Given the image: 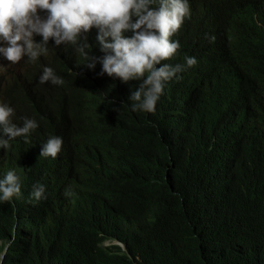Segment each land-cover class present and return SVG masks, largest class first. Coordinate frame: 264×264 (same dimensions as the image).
<instances>
[{"label":"clouds","instance_id":"1","mask_svg":"<svg viewBox=\"0 0 264 264\" xmlns=\"http://www.w3.org/2000/svg\"><path fill=\"white\" fill-rule=\"evenodd\" d=\"M251 0H0V203L14 205L23 195L26 173L32 168L29 205L15 213L8 236L0 238L5 250L12 237L29 218L40 216L39 206H59L60 176L84 173L92 161L88 145L72 139L79 127L90 132L94 122L113 147L125 138L111 119L93 104V92L100 91L104 74L115 68L111 84L123 82L144 91L154 101L134 98L136 115L150 116L167 87L150 88L144 72L145 48L154 37L171 45L174 52L185 48L193 53L194 77L188 81L197 102L195 129L207 137L205 166L221 167L233 158V150L255 136L247 110L234 106V95L244 98L260 81L264 56V12L251 9ZM152 21L156 30L137 29ZM158 46L154 48L156 51ZM34 82L24 80L34 72ZM165 72L169 58L160 60ZM103 79V80H102ZM158 92V94H156ZM207 101H219L222 108H207ZM256 117L264 129L260 112ZM218 122L208 132V127ZM90 117V118H89ZM264 138V134L262 135ZM33 150V160L20 161V151ZM125 158L113 152L110 163ZM226 178V177H225ZM222 180V182L225 180ZM106 246L126 245L107 240ZM49 246L41 249L45 256Z\"/></svg>","mask_w":264,"mask_h":264},{"label":"trees","instance_id":"2","mask_svg":"<svg viewBox=\"0 0 264 264\" xmlns=\"http://www.w3.org/2000/svg\"><path fill=\"white\" fill-rule=\"evenodd\" d=\"M251 1L252 10L264 12V0ZM137 29L151 33L157 28L148 20ZM160 45L151 38L141 76L152 89L170 84L157 113L136 115L131 107L136 97L151 104L155 92L150 98L126 83L111 84L115 68L105 72L92 102L125 139L113 147L98 122L90 132L72 131V139L88 145L92 161L84 173L58 178L59 206L42 203L40 216L18 227L3 264H264V129L254 111L264 121V56L259 83L244 98L234 95V106L247 110L255 136L233 150L231 161L207 171V137L195 130L197 102L188 85L195 74L194 55L186 48L177 53L171 45ZM165 57L169 66L164 72L160 60ZM32 67L34 72L24 74L28 83L40 69L37 63ZM209 117L216 124L208 132L225 128L214 114ZM113 152L125 159L113 163L111 174ZM19 159L32 161L33 150L23 147ZM31 172L29 168L22 197L14 205L0 203V238L8 240L15 213L30 206ZM113 239L126 250L105 245ZM5 247L0 245V254Z\"/></svg>","mask_w":264,"mask_h":264},{"label":"rangeland","instance_id":"3","mask_svg":"<svg viewBox=\"0 0 264 264\" xmlns=\"http://www.w3.org/2000/svg\"><path fill=\"white\" fill-rule=\"evenodd\" d=\"M0 23H2V22H0Z\"/></svg>","mask_w":264,"mask_h":264}]
</instances>
